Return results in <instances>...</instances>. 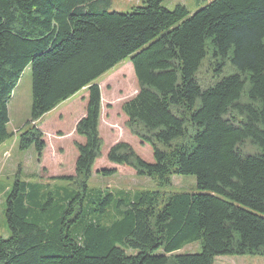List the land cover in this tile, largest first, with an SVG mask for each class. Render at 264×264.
<instances>
[{
    "label": "trees",
    "instance_id": "trees-1",
    "mask_svg": "<svg viewBox=\"0 0 264 264\" xmlns=\"http://www.w3.org/2000/svg\"><path fill=\"white\" fill-rule=\"evenodd\" d=\"M162 1L108 12L110 0H0V144L16 132L7 128L8 102L28 65L30 119L17 144L33 146L38 162L46 142L35 123L87 92L74 125L84 138L74 143V174L50 176L49 184L17 173L9 187L0 264H214L218 256H264V0H210L192 13ZM126 58L137 91L121 103L124 126L151 146L154 161L123 141L106 158L154 179L156 188L115 194L88 181L103 143L98 79ZM174 174L194 175L199 191L165 192ZM107 206L115 218L101 222ZM194 241L199 252H177Z\"/></svg>",
    "mask_w": 264,
    "mask_h": 264
},
{
    "label": "rangeland",
    "instance_id": "rangeland-1",
    "mask_svg": "<svg viewBox=\"0 0 264 264\" xmlns=\"http://www.w3.org/2000/svg\"><path fill=\"white\" fill-rule=\"evenodd\" d=\"M146 0H110L106 7L108 12H131L134 7L142 6ZM210 0H163L162 7L173 10L180 4L192 13L205 6ZM228 72V71H226ZM225 74V73H224ZM98 81L105 95L103 104L109 102L113 107V120L103 117L99 123V134L102 138L101 156L95 160L92 167V176L88 181L89 188L101 189L105 192L118 193L119 191L133 193L141 190H153L156 188L154 179L148 176L135 174L131 167L111 163L106 154L110 146L117 141L128 143L135 153L147 163H153L151 146L141 142L136 136L130 134L124 126L125 117L121 116V103L133 96L137 91V84L132 71L129 58L124 59L111 70L103 74ZM86 90L82 89L67 100L61 102L52 110L44 114L35 124L43 132L46 142L42 159L37 160L33 146L20 150L17 144V136L26 129L30 119L31 106V73L28 65L22 72L8 102V131L14 132L4 143L0 145V237L6 236L7 230L4 210L7 191L17 173L21 180L54 184L50 176L73 175L74 162L77 156L75 142H83L84 138L74 132L75 119L85 110ZM106 112V109H105ZM117 116V117H116ZM115 117V118H114ZM3 149L8 152L3 154ZM44 167L45 170L42 168ZM114 169L111 175H101L97 170ZM65 182L58 181V185ZM165 192H198L196 179L191 174H174L171 176V184L163 188ZM7 190V191H6ZM99 201L93 199L88 202L90 208L96 207ZM90 208H86V216ZM105 216H98L101 222H112L115 218L113 206H107ZM96 213V212H95ZM8 236V235H7ZM5 238V237H4ZM200 251L198 241L183 245L177 252L188 254ZM231 264H264V256H219Z\"/></svg>",
    "mask_w": 264,
    "mask_h": 264
},
{
    "label": "crops",
    "instance_id": "crops-1",
    "mask_svg": "<svg viewBox=\"0 0 264 264\" xmlns=\"http://www.w3.org/2000/svg\"><path fill=\"white\" fill-rule=\"evenodd\" d=\"M99 86H100V82H99ZM100 91H101V117H100V120H101V118H102V115H103V117H106L108 120H113V117L111 116L112 114V111H113V107H111L110 106V103L109 102H105V104H103L104 102H103V100H104V95H105V93H104V91H103V89H102V87L100 86ZM105 109H106V112H105ZM120 113H121V116H123V117H125L124 115H123V113L121 112V109H120ZM84 115V112H82L76 119H75V123L82 117ZM117 117V116H116ZM115 118V117H114ZM75 125V124H74ZM4 143V142H3ZM3 143H1V144H3ZM0 144V145H1ZM8 151L6 150V149H3V151H2V153L3 154H5V153H7ZM42 159V158H41ZM41 161V160H40ZM40 163H42V162H40ZM56 176V175H55ZM57 176H59V175H57ZM7 189H9V188H7ZM7 191V190H6ZM4 233H5V235L6 236H4V237H7V235H8V231H4ZM2 237V236H1ZM219 257V256H218ZM218 257H216L215 258V261H214V264H231L229 261H227L226 259H224V258H218ZM235 264H237V263H235Z\"/></svg>",
    "mask_w": 264,
    "mask_h": 264
}]
</instances>
